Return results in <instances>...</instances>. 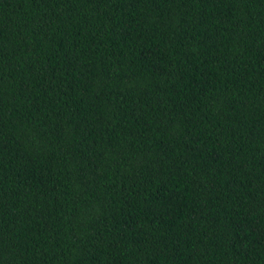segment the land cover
I'll use <instances>...</instances> for the list:
<instances>
[{
	"label": "trees",
	"instance_id": "obj_1",
	"mask_svg": "<svg viewBox=\"0 0 264 264\" xmlns=\"http://www.w3.org/2000/svg\"><path fill=\"white\" fill-rule=\"evenodd\" d=\"M0 264H264V0H0Z\"/></svg>",
	"mask_w": 264,
	"mask_h": 264
}]
</instances>
